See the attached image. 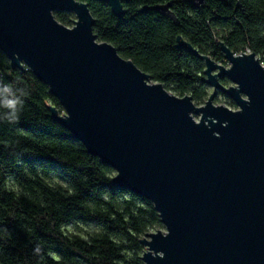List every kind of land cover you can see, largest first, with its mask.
Segmentation results:
<instances>
[{
    "label": "water",
    "instance_id": "1",
    "mask_svg": "<svg viewBox=\"0 0 264 264\" xmlns=\"http://www.w3.org/2000/svg\"><path fill=\"white\" fill-rule=\"evenodd\" d=\"M101 1L124 15L127 0ZM55 12L74 14L75 27ZM93 25L85 2L0 0V50L11 67L47 85L64 111L50 108L52 117L115 171L114 187L157 211L166 233L141 240L143 264H264V66L221 44L226 69L177 38L204 62L214 90L196 106L98 42ZM217 93L238 110L215 106Z\"/></svg>",
    "mask_w": 264,
    "mask_h": 264
},
{
    "label": "trees",
    "instance_id": "2",
    "mask_svg": "<svg viewBox=\"0 0 264 264\" xmlns=\"http://www.w3.org/2000/svg\"><path fill=\"white\" fill-rule=\"evenodd\" d=\"M76 1L88 5L98 42L196 106L209 98L205 65L177 38L216 63L224 44L234 55L250 50L264 65V0H127L121 18L101 0ZM53 15L65 27L75 19ZM220 97L228 100L217 93L214 101ZM50 108L63 113L47 85L26 67L12 68L0 50V264H143L142 238L162 227L153 204L114 187L115 171ZM81 226L91 232L67 231Z\"/></svg>",
    "mask_w": 264,
    "mask_h": 264
},
{
    "label": "rangeland",
    "instance_id": "3",
    "mask_svg": "<svg viewBox=\"0 0 264 264\" xmlns=\"http://www.w3.org/2000/svg\"><path fill=\"white\" fill-rule=\"evenodd\" d=\"M75 17V16H74ZM73 21H75L76 22V18L75 19H72ZM73 27H75V23L74 22H72L67 28H73ZM218 64H220L221 66H223V67H225L226 69L227 68H229V64H228V61L224 58V60L223 61H221L220 63H218ZM152 83H154V82H152ZM229 86H233L231 83H229L226 87H229ZM208 92H209V96L214 92V90L213 89H211V88H208ZM170 94H172V95H174V96H176L174 93H172V92H169ZM177 97V96H176ZM227 97V96H226ZM228 98V97H227ZM229 98H228V100L227 99H225V98H222V97H220V102H216V101H213V104L215 105V106H224V107H227V108H229L230 110H232V111H237L238 110V108H237V106L235 105L234 107L233 106H231L230 104H229ZM231 101V100H230ZM199 106H201V105H199ZM64 112V111H63ZM193 117H194V119L196 120V121H198L199 120V118H200V116H198V115H193ZM116 175V174H115ZM50 183L53 185V184H60V185H64V183L63 182H61V180H58V179H56V178H52L51 180H50ZM67 231L69 232V233H72V234H79V235H82V236H84V235H86L87 233H90L91 232V230H89L87 227H84V226H81V228H68L67 229ZM157 232H161V233H163V234H165L166 233V230H165V228L162 226V227H160V228H157V229H154V230H152L149 234H155V233H157ZM145 238H147V235L146 236H144L142 239H145ZM147 251V249L146 248H144V251H143V253L144 252H146Z\"/></svg>",
    "mask_w": 264,
    "mask_h": 264
},
{
    "label": "built area",
    "instance_id": "4",
    "mask_svg": "<svg viewBox=\"0 0 264 264\" xmlns=\"http://www.w3.org/2000/svg\"><path fill=\"white\" fill-rule=\"evenodd\" d=\"M241 53H244V54H251L250 50L246 49L244 52H241ZM238 54L234 55V56H237ZM257 59V58H256ZM258 60V59H257ZM259 61V60H258ZM260 63V62H259ZM262 66H264L262 63H260ZM62 115H64V112L62 113Z\"/></svg>",
    "mask_w": 264,
    "mask_h": 264
}]
</instances>
